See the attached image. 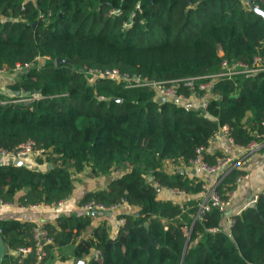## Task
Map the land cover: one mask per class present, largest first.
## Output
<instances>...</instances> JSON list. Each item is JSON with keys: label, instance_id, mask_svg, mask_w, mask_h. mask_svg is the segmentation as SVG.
Returning <instances> with one entry per match:
<instances>
[{"label": "trees", "instance_id": "1", "mask_svg": "<svg viewBox=\"0 0 264 264\" xmlns=\"http://www.w3.org/2000/svg\"><path fill=\"white\" fill-rule=\"evenodd\" d=\"M251 3L264 13V0H0V66L15 73L16 62L29 64L6 84L11 96L0 90V148L13 150L33 140L57 156L45 170L1 162L0 201L24 206L60 201L72 193L71 169L81 172L89 166L94 176L114 175L104 188L87 190L80 205L94 200L137 208L117 215L124 224L114 236L102 222L82 237L92 224L88 213L45 223L52 242L42 245L39 264L51 260L52 248L68 245L75 258L99 250L86 264H264V186L252 205L233 216L228 231L216 208L194 220L196 199L182 209L158 197L161 188L201 192L199 180L178 170L167 172L163 162L187 163L222 126L229 127L236 145L262 141L264 72L216 83V97L203 110L173 99L159 101L145 87L92 80L84 71L116 68L169 80L214 73L222 59L248 63L264 55V14ZM57 58L67 61L57 64ZM31 90L41 97L1 102ZM216 155L205 151V160L213 163ZM241 174L237 166L225 174L220 193L233 188ZM33 226L0 220L9 250L31 247L20 264L36 259ZM215 226L217 231H208ZM14 261L5 253L1 264Z\"/></svg>", "mask_w": 264, "mask_h": 264}, {"label": "built area", "instance_id": "2", "mask_svg": "<svg viewBox=\"0 0 264 264\" xmlns=\"http://www.w3.org/2000/svg\"><path fill=\"white\" fill-rule=\"evenodd\" d=\"M256 6V5H254ZM111 13H118V10H112ZM2 22V20H0ZM221 54V53H220ZM38 59V58H36ZM29 64H21L16 62L12 71L18 72ZM220 68L218 71L210 74H196L186 77L174 78L169 80H151L148 78L141 77L139 75H129L127 73H121L116 68L99 69V68H87L84 67L85 73L92 78H109L116 82H122L125 87H145L153 90L157 98L173 99L175 102H190L192 105L198 106L205 110L208 106V102L211 98L216 97L213 92V86L220 82L234 79L237 76H247L264 72V55L256 54L252 60L248 63L238 60L222 59L220 61ZM11 72L8 66H0V75H4ZM180 88H187L189 94H184L179 91ZM41 96L39 93L22 95L19 94L17 98H11L8 100H2V103L6 102H29L34 99H39ZM261 123H264L262 121ZM223 136L230 143H233L232 137L230 136V129L224 125L220 128V131L215 134L214 137ZM256 142L252 141L245 146H240L245 152L256 147ZM206 147L204 145L199 146L195 150V156L188 160L187 163L180 162L187 165L188 167L198 168L204 173L203 178L200 181V187L202 192V198L196 203L197 211L194 216V220H202L206 212H209L212 208H216L223 216L226 213L228 204L232 201L235 194V186L228 189L224 194H221L218 185L222 178L227 174L233 167L236 166V156L230 154H221L215 157L213 163H208L205 160ZM51 150L49 148H39L33 140H26L20 143L15 149L7 150L0 148V160L9 159L14 160L15 158H25L26 156H37L45 157L49 155ZM164 168V167H163ZM241 180V175L237 176L234 185ZM170 191L174 194H183V190L177 188H170ZM257 196L254 197V201ZM60 201L54 202L53 204H60ZM0 204L3 202L0 201ZM37 205V204H36ZM119 204H113L111 206H105L101 203H97L94 200L86 201L80 205V207L86 211H114ZM44 206H47L46 204ZM180 208H184L182 204ZM229 226L234 223L233 216L228 219ZM119 222L121 225L124 224V218H120ZM219 228L217 226L209 228L208 231L214 232ZM183 230L185 233L189 232V227L184 224ZM32 237L34 240V252L36 259L33 264H39V261L44 256L42 244L51 243L52 238L48 235L45 227L41 223H37L32 228ZM31 251V247H19L17 252L19 257L17 264L21 263V258ZM99 250H95L93 255L97 258Z\"/></svg>", "mask_w": 264, "mask_h": 264}, {"label": "crops", "instance_id": "3", "mask_svg": "<svg viewBox=\"0 0 264 264\" xmlns=\"http://www.w3.org/2000/svg\"><path fill=\"white\" fill-rule=\"evenodd\" d=\"M14 77H15V73L13 72L0 75V90L1 92L4 93L5 96H11L13 94L11 91L7 90L6 84L9 81L13 80ZM184 103L187 104L188 102H184ZM255 142L257 144L256 147H254L253 149L247 152L246 151L244 152L239 145L230 143L226 140L225 137L219 136L217 138L214 137L210 141L209 145L206 147V151L212 154L217 153L216 156H218V154L219 155L230 154L236 156L237 158L236 166L238 167V169L242 170L241 180L235 185L234 197L232 201L228 204L226 208V213L222 216L221 224L224 230L228 231L231 227L229 226L227 219L231 216L238 214L245 207L252 205L255 202L253 200L254 197L257 196L259 192H261L263 189L264 137L262 141L260 142L255 141ZM38 158H43V157H37L32 155L26 156L25 158H21V162L22 164L31 168H37L40 170H45L46 168H48L49 163L44 159L41 160V163H38L37 162ZM54 158L55 156L53 157V159ZM6 160L8 159L0 160V163ZM56 161L57 160H53V166L55 165ZM163 167L164 170L167 172H172L173 168L177 169L178 171L184 173L189 179H193V180H200L204 176V173L198 168L188 167L187 165L182 163L174 164L170 160H165L163 162ZM85 169L86 168H84V170H82L81 172H74L71 169L70 173H71L72 181L74 176L81 180L80 183L86 181L88 177L92 179L91 176L85 174L86 172ZM113 175L114 173H112V177ZM96 177L97 178L93 177V179L95 180L99 179L98 185H95V182L97 181H94L93 179L91 180V182L93 183L90 182L89 184H84V183L79 184V181H73L72 193L67 198L62 199L60 204H53L54 202L57 201H54L50 204H46L47 206H44L45 205L44 203H38L37 205L34 204L28 206L20 205L15 202L14 203L5 202L3 204H0V220L2 219L17 220L20 222L31 221L34 223V226L37 223H41L44 226L45 223L54 224L55 220L61 215H75V214L79 215L81 213L90 212L80 207L79 201L82 195L87 190H96L99 188H104L106 184L109 182V180L112 178L111 177L107 181H105V179L103 180L104 176L102 175ZM158 197L161 199H172L173 201L177 202L178 205L182 204L184 206L187 200L196 199L197 202L201 200L202 192L196 194H187L185 192L183 194H174L170 191V189L166 190L161 188L160 191L158 192ZM136 209H137L136 207L128 206L125 205L124 203H120L116 208V210L110 211L109 214H105V213L99 214L98 211L94 212V214H92V222H91L92 224L90 228L86 232H84L82 237L88 236L91 233V228L97 226L99 223L102 222L105 224L110 235L114 236L118 227L122 226L119 222L120 218H117V215L122 213H127V214L134 213ZM43 251L45 253L44 249ZM5 253H9L13 257H15L16 261H14V263L12 264H17V259H18L17 257H19L16 256L18 255L17 251H11L7 247L4 254ZM51 253H52L51 260L46 264H76V262L78 264H86L89 258L94 255L95 250L91 251V255H87L83 258L73 257L71 255L69 245L52 248Z\"/></svg>", "mask_w": 264, "mask_h": 264}, {"label": "water", "instance_id": "4", "mask_svg": "<svg viewBox=\"0 0 264 264\" xmlns=\"http://www.w3.org/2000/svg\"><path fill=\"white\" fill-rule=\"evenodd\" d=\"M251 7L254 8V9H255L258 13H260L261 15L264 14L262 10H260L257 6H254L252 3H251ZM66 61H67V60H65V59H61V58H57V59H56L57 64L62 63V62H66ZM34 93H38V92H37V91H33V90H31L29 93L26 92V91L21 92V94L24 95V96H25V95H28V94H34ZM158 100H159V101H164V98H158ZM56 159H57V157L54 158V160H56ZM14 163H16V164H22L20 158H15V159H14ZM52 167H53V164L50 163V164L48 165V168H52ZM87 213H89V214L92 215V214H94V211H90V212H87ZM98 213H99V214H102V213L109 214L110 211H105V212H100V211H98ZM145 226L147 227V224H145ZM150 244H152V241L150 242ZM6 249H7V245L3 242L2 238H1V235H0V263H1V261H2V258H3V255H4V252L6 251ZM78 260H79V259H78ZM76 264H78V263L76 262Z\"/></svg>", "mask_w": 264, "mask_h": 264}, {"label": "rangeland", "instance_id": "5", "mask_svg": "<svg viewBox=\"0 0 264 264\" xmlns=\"http://www.w3.org/2000/svg\"><path fill=\"white\" fill-rule=\"evenodd\" d=\"M16 73V72H15ZM191 105V106H195V105H192L190 102H188L187 103V105ZM188 105V106H189ZM50 157V160L48 159ZM53 155L52 154H49V155H46L45 157H43V158H41V159H44L45 161H47L49 164L50 163H52L53 164ZM55 157H57V156H55ZM57 160V159H56ZM174 167V166H173ZM86 169H85V174H88V176H91L92 177V179H93V177H95V178H97L96 176H94L93 174H92V172H91V170H90V168L87 166V167H85ZM172 170H177V169H172ZM112 173L113 172H111V173H109V174H104V175H102V176H104L103 177V180L105 179V181H107L109 178H111L112 177ZM76 175V174H75ZM105 175H107V176H105ZM109 175V176H108ZM101 178V177H100ZM92 179H90L89 177L87 178V180L86 181H84V182H82V183H84V184H89L90 182H91V180ZM84 180V179H83ZM94 181H97V182H95V185H98L99 184V179H97V180H95V179H93ZM73 181H79V184H82V183H80V179H78V178H76L75 176L73 177ZM101 181H102V179H101ZM91 183H93V182H91Z\"/></svg>", "mask_w": 264, "mask_h": 264}]
</instances>
